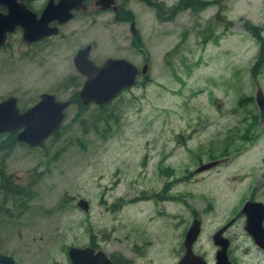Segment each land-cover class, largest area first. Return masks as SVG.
Instances as JSON below:
<instances>
[{
    "label": "rangeland",
    "instance_id": "374dc122",
    "mask_svg": "<svg viewBox=\"0 0 264 264\" xmlns=\"http://www.w3.org/2000/svg\"><path fill=\"white\" fill-rule=\"evenodd\" d=\"M117 2L138 37L112 12L89 9L59 35L29 45L16 34L0 48V100L15 96L21 109L40 93L65 100L79 89L72 57L85 44L97 63L148 65L107 104L69 105L40 145L3 143L5 174L33 184L29 201L0 191V253L14 264H70L67 247L90 236L111 250L133 223L224 222L248 198L264 204L254 102L257 88L264 95V0H202L196 10L182 0Z\"/></svg>",
    "mask_w": 264,
    "mask_h": 264
},
{
    "label": "water",
    "instance_id": "95a60500",
    "mask_svg": "<svg viewBox=\"0 0 264 264\" xmlns=\"http://www.w3.org/2000/svg\"><path fill=\"white\" fill-rule=\"evenodd\" d=\"M17 0H0V6L5 12H0V46L7 42V34L15 26L22 30L21 39L25 43L37 41L43 37L56 34L55 26H48L47 22L53 18L61 24L71 17V9L83 7L81 0H47L38 18ZM102 9L112 8L113 0H95ZM133 24H131L132 27ZM133 29V28H132ZM134 33V31H132ZM89 45L79 48L72 57V64L76 71L84 77L78 90V99L81 104L93 103L102 105L109 102L121 90L135 84L137 72L146 75L148 65L143 62L137 68L123 58H107L100 65H95L89 58ZM254 102L258 109L259 121L264 117V95L257 88L254 93ZM70 100H56L50 93H40L36 102L24 110H19L16 98L12 95L0 100V134L14 133V139L29 147L38 146L50 136L61 123L63 110ZM217 161L200 164L194 172H201L213 167ZM76 206L86 212L88 202L77 199ZM240 212L245 216V222H261L264 217V205L258 201L245 200L240 206ZM191 222H200L193 218ZM194 233V230H193ZM191 229L186 234L185 241H190ZM263 238V237H262ZM262 245V242L258 240ZM264 242V241H263ZM264 246V245H263ZM66 256L70 264H109V259L100 251H93L87 246H69ZM0 263L12 264L10 256L0 254Z\"/></svg>",
    "mask_w": 264,
    "mask_h": 264
},
{
    "label": "flooded vegetation",
    "instance_id": "af4514ba",
    "mask_svg": "<svg viewBox=\"0 0 264 264\" xmlns=\"http://www.w3.org/2000/svg\"><path fill=\"white\" fill-rule=\"evenodd\" d=\"M17 1L19 2V0ZM52 1L53 3H56L57 0ZM200 1L202 0H182V4L184 5L185 9L196 10L198 7L194 6V4H198L200 3ZM46 2L47 0L20 1V3L24 5L26 9L35 14L36 18L39 17L41 10L45 6ZM209 2L212 3L213 0H209ZM81 3L83 4V7L79 6V9L76 10L71 9L72 15L67 21L58 24L57 19L53 18L47 22L48 26L56 27V29L58 30L56 34L43 37L31 43H25L21 39L22 30L19 26H15L12 32L7 34V42L3 46H0V48L5 47L10 41L11 37L16 34L19 35V38L22 43L29 45L39 43L49 38L50 36L59 35L61 26L72 20L76 14L87 12L89 9H93L97 12H112L114 14V19H122L121 21L128 22V29L132 37H138V35H136L134 25H132L131 27V24H134L133 19L130 18L129 14H127V9L124 7V5H122L120 2H117V0H113L112 6H114V9H102L100 7V4L95 3V0H81ZM5 11V8L0 6V12ZM132 31H134V33H132ZM85 45L90 46V52L91 45ZM82 47L83 46H81L80 48ZM88 58L95 65H100L107 58L121 57H107L100 63L93 61L89 57V53ZM78 75V82L74 81L75 78H73V80L71 81V84L75 88L78 86L80 88L84 80V77L81 74L78 73ZM138 75L140 74L137 72L135 76V84L137 82ZM78 90L76 91L75 89L72 94L67 99H65L70 100L69 105L75 103L78 106L93 104H81L77 95ZM123 90H121L118 94H120ZM74 93H76V99L78 102L73 97ZM55 99L58 100L56 97ZM105 104L93 105L99 108ZM16 105L20 111L28 107L27 106L21 109L17 103V98ZM65 109L63 110V113ZM215 161H217L216 164L220 162L217 159ZM246 200L258 201L252 198H248ZM240 206L239 210L234 215L226 219L224 222L133 223L130 228V232H123L122 234H120L117 239L116 248L114 249L107 250L104 247L105 245L103 244L102 246L94 236L89 237L85 246L92 248L94 252L97 250L102 251L105 256L109 259V264H264V217L261 222H245V216L243 213L240 212ZM190 229L192 231L190 241H185L186 234ZM258 240L262 242V245L259 243ZM0 254L10 256L13 262L12 264L15 263V260L11 255L3 253Z\"/></svg>",
    "mask_w": 264,
    "mask_h": 264
},
{
    "label": "trees",
    "instance_id": "16d2710c",
    "mask_svg": "<svg viewBox=\"0 0 264 264\" xmlns=\"http://www.w3.org/2000/svg\"><path fill=\"white\" fill-rule=\"evenodd\" d=\"M73 97L76 99V93H74ZM56 132L57 131L53 132L50 136L55 135ZM13 137V133L0 134V191H2L9 198H12L14 201L20 199L19 197H22L29 201L33 197V184L30 181H27L26 185L17 186L10 180L9 176L6 175L4 172V157L3 155H1V152L4 150L3 145L8 141L9 138L13 140ZM20 206L22 208H25L26 204L22 202Z\"/></svg>",
    "mask_w": 264,
    "mask_h": 264
}]
</instances>
